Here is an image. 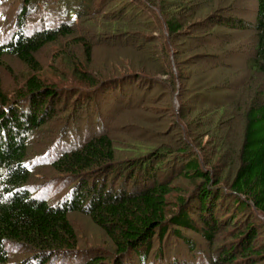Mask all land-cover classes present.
<instances>
[{
	"label": "trees",
	"instance_id": "16d2710c",
	"mask_svg": "<svg viewBox=\"0 0 264 264\" xmlns=\"http://www.w3.org/2000/svg\"><path fill=\"white\" fill-rule=\"evenodd\" d=\"M42 1L40 16L33 15L41 6L39 3L23 0L10 18L6 0H0V68L6 66L11 71L5 62L11 56L32 71L39 70L38 53L49 43L73 36L75 24L83 17L97 20L104 13L100 23L108 31L107 42L124 39L125 43L114 49V60L94 69L95 72L81 67L78 55H63L71 63L72 73L83 82L80 83L90 88L82 101L76 98L78 92L64 93L37 73L29 75L21 85L17 82L15 97L11 98L0 75V264H66L64 260L69 255L81 252L77 250L79 235L69 219L74 211L90 216L112 241L116 251L113 264H125L126 255H137L138 264H181L183 255L166 258L163 245L168 237L184 242L187 255L192 256L188 264H217V260L224 264H261L264 243L258 239L264 232L259 221L264 215V84L256 88L254 82L261 77L264 81V0H256L253 19L256 37L255 45H250L249 75L241 81L237 93L226 96L222 103L213 101L211 107L205 106L201 116L207 118L204 124L193 122L194 110L180 104L181 121L190 120L194 134L205 127L202 134L209 136L211 152L203 163L193 150L192 135L175 119L167 128L176 130L174 139L165 137L153 142L149 135V139L137 135L118 139L114 137V128L104 124L98 128L99 132L86 133L84 139L62 133L48 137L46 125L59 116L62 105H58L63 99L68 98L64 104L69 105L75 97L80 112L89 109L90 102L99 98V88L111 85L117 77L127 82L130 73L136 71L150 75L147 78L139 75L136 81L155 82V76L168 75L172 85L178 79L186 82L188 79L182 74L178 77L172 70L160 69L163 60L170 61L168 51L155 54L152 49L147 50L151 58L162 64L160 68H149L139 55L146 53L144 41L154 44L160 40L165 47L175 46L194 18L243 28L244 20L227 15L237 9L235 2L225 7L217 2L219 8L211 0H204L202 4L208 8L204 11L202 5L196 6L200 3L186 8L180 2L174 8L172 0H147L148 4L161 8L159 17L168 29L158 39L146 38L141 31L153 28L144 22L142 11L136 14L140 10L136 3L130 2L124 13L121 11L109 20L108 8L104 7L106 0H101L99 10L93 14L83 5H72L68 0L53 9L44 8L48 3ZM130 8L134 9V17ZM190 14V18L183 16ZM155 32L153 29L152 33ZM81 45L90 59L95 41L81 37L73 42L75 47ZM124 49L138 53H121ZM179 53L173 52L175 59ZM234 88L228 85L224 91ZM204 100L208 98L205 96ZM238 114L239 123L234 119ZM102 119L103 116L97 117L99 121ZM67 122L65 129L76 126L75 118H67ZM224 125L225 136L220 134ZM47 166V170L39 171ZM36 176L39 178L35 182ZM176 177L186 179L191 188L179 186L174 181ZM220 201L222 211L218 212ZM224 201L232 206L224 205ZM186 231L210 245L221 239L217 250H211L207 256L209 260L194 262L205 254L196 248L197 239ZM155 241L158 251L150 258ZM87 256L81 264L106 263L102 255Z\"/></svg>",
	"mask_w": 264,
	"mask_h": 264
},
{
	"label": "rangeland",
	"instance_id": "374dc122",
	"mask_svg": "<svg viewBox=\"0 0 264 264\" xmlns=\"http://www.w3.org/2000/svg\"><path fill=\"white\" fill-rule=\"evenodd\" d=\"M64 1L65 0H47L48 4L45 5L44 8H57L56 4H63ZM68 1H70L72 5H83V7L87 8L91 14L99 10L101 3V0H93L94 2H91V0ZM106 1L107 3L104 7L108 8L106 12L108 13L107 18L109 20H111L113 16H117L121 11L124 13V9L127 8L126 6L132 2L140 5V10L136 11V14L140 15L142 11L145 18L144 22L151 24V27L156 31L155 33H152L153 29L151 28L142 29L141 31L145 33V36L147 35L146 38L157 37L159 39L163 34L166 35L168 33L165 23L161 17H159L161 14V8L159 6H152L148 4L147 0ZM211 1L215 5L224 4L222 5L223 7L231 5L234 1L237 9H234L232 13H228L227 15L232 14V16L241 18L245 21L246 26H243V28L238 26L234 27L232 25L224 26L221 25L220 21H210V23H204V21H208L204 18H197L196 20L194 18V20L186 27L185 32L180 35L182 40L179 43L176 42L175 46L165 47L164 42L161 43V41L158 40L155 42L156 44L154 43L157 45L156 50L155 45L152 44L150 40H146L143 45L146 53H144V55L139 54L141 60L148 65L149 68H156V66H159L160 68L162 65L160 61L151 58L148 55L147 50L152 49L155 54L156 52L159 53L163 50L168 51L170 61L163 60V67L160 69L163 70L164 68H167L172 70L178 77L182 74L183 77L188 79L186 82L178 79L177 83L175 81L174 85H172L168 80V75L155 76V82L151 79L149 82V79L147 81H136L135 78L139 75H142L143 78L150 76L144 72L139 73L136 71L134 74L130 73L131 76L127 78V82L117 77L114 81H112L111 85L109 84L108 86L99 88V91L97 92H100L98 100L90 102V110L88 108H83L80 112V103L75 104L74 101L76 98H79L82 101V96L88 92L87 88L89 87L87 84L85 85V83L81 84L83 82H81L78 77L72 73V65L66 57H63V55L65 53L78 55L81 67L85 68L87 71L93 70L94 72V69L98 70V68L103 66L105 63H108L116 58V56H114V49H118L123 46L120 44L125 43V40L119 39L118 42H107L108 40L106 39L105 34H107L108 31L103 28V24L100 23L101 17L104 14L103 13L98 16L97 20H89V17L81 18L75 24V28L77 30L73 31V36L70 38L62 37L58 39L57 42L46 45L37 55L41 65L39 70L32 71L19 59L7 56L5 58V62L11 68V71L6 66H1L0 68V75L3 80L4 90L9 93L11 98H14L15 84L18 82L19 85H21L29 75L37 73L47 83H53L57 85L59 89L64 90V93H66L65 91H68L69 94L78 92L76 98L72 97V99H70L69 105L64 104L68 102V98L66 100L63 99V101L59 103L58 106L61 107L62 105L58 111L59 116L53 117L46 125V128L49 131V133L46 134L48 137H51V135L58 137L64 134L65 136H73L77 139H84V137L89 133L92 134L99 132L98 128L100 125L104 124V126H111L114 128V137L121 140L128 139L132 137V135L145 136L148 137V139L150 136V139H152L151 142L156 141L155 139L158 141L162 139L165 140V137L170 140L171 138L174 139L176 136V130L167 128L169 127L170 122L175 119L176 122L181 124L180 127L182 126L186 133L192 135L191 140L193 141V150L203 163L211 152L212 144L209 142V136L205 135L204 137L202 134L205 127L202 126L201 129L199 128L197 133L194 134L195 132H193L190 128V120L187 119L186 121L182 119L181 121V118L178 116L180 104L183 103L194 110L191 118L193 122L199 123V121H201L202 124H204V122L207 123V118L201 117L202 113L206 111L204 110L205 106H207V108L211 107V103L213 101L222 103L225 101L226 96L233 95L234 92L237 93L238 88L241 86V81L243 82L249 75L247 64L249 63V58L252 55L250 45L251 43L255 45L254 43L256 37L253 20L257 9L256 0ZM33 2L34 4L39 3V5H41L37 7V12L33 14L34 16H40L43 1L33 0ZM171 2L172 4H175L176 7L174 8H177L181 2L182 6L186 8L196 5V3H200L196 6L202 5L204 11H207L208 9L207 6H204L205 3L202 4L204 0H172ZM188 2H190L191 5H189ZM217 2H219V4H217ZM22 3L23 0H6L4 4L10 18H13L16 13L15 9H18ZM220 7L221 5H219V8ZM93 8H95V10H93ZM130 10L132 12L131 16L134 17V9L130 8ZM156 16H158V18H156ZM183 16L184 18H190L192 14ZM81 37L95 41V46L92 48L90 59L86 56L85 49L82 45L76 47L73 46V42L78 41ZM177 50L180 51V53L178 58L175 59L173 52ZM123 52H131L135 55L138 53H133L134 51L131 49H124L121 53ZM227 77L230 78L229 81H227ZM257 79L258 81L254 82L256 88H258V84H264L262 77ZM228 85H232L235 88L229 92L224 91L225 86ZM89 93H92V91ZM205 96L208 100H204ZM99 116H103L104 120L106 119V122H104L103 119L100 121L97 120V117ZM92 117H94V120ZM67 118H75L76 126L70 125L68 129H65V127L68 126ZM234 119L238 120L237 123H239V120H241L240 114H238ZM234 125L238 127L236 123H234ZM130 126L131 128L128 129ZM132 130L135 131L132 132ZM140 130L145 131L146 133L140 132ZM220 130V134L225 136L227 126L224 125V128H220ZM238 132H240V130ZM163 133L165 134L163 135ZM232 134L233 136L236 135L234 133ZM202 147H204L206 151ZM48 167L49 166L40 167L39 171L41 172L43 170H47ZM50 174L52 175L53 171ZM38 176H40V173H38ZM37 178L39 177L36 176L35 182L38 180ZM174 181L179 184V186H184L189 189L191 188L190 183H188L186 179L182 178L180 180L179 177H176ZM118 186L119 188H122L120 183ZM219 204L220 206L217 208V211L221 212V201ZM225 204L232 206L231 202L228 201H224V205ZM243 218L244 217L242 216L241 220H243ZM260 218L261 219H259V221L263 223L262 225L264 226V215H261ZM69 219H71L77 234L79 235L77 250L81 252L69 255L64 262L66 264H81L88 257L87 254L96 253L106 258L105 264H113L115 261L114 254L116 252L114 250L113 243L103 230L93 221V219L87 214L85 215L78 211L71 212ZM186 232L190 233L191 236L197 239L195 241L193 240L196 248H201V251L205 254V256H202V254H200L199 257L197 256V260L194 261L196 263L201 262L202 260L206 261L208 259L207 256L211 253V250H217L216 246L221 243L220 239L215 245H210L207 241L198 237L197 234L191 231ZM259 241L264 243V232H262L260 238L258 239V242ZM163 247L167 254V259L169 256L174 258L176 256L179 257L180 255H183L180 257L179 261L181 264H188L189 259L192 257L187 255V248L184 242L178 240L177 238L168 237ZM156 248H158V241H155L154 243L152 253L149 256L150 258H152L153 254L158 251ZM136 256L126 255L125 264H138L139 258ZM217 261L219 262L217 264H224L222 261L220 262V260ZM261 264H264V261L261 262Z\"/></svg>",
	"mask_w": 264,
	"mask_h": 264
}]
</instances>
